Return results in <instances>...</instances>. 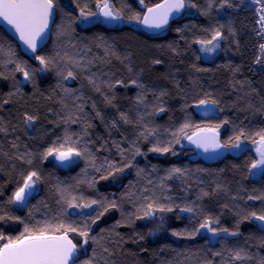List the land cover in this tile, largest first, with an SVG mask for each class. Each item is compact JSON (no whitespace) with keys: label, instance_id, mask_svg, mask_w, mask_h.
Returning <instances> with one entry per match:
<instances>
[{"label":"trees","instance_id":"obj_1","mask_svg":"<svg viewBox=\"0 0 264 264\" xmlns=\"http://www.w3.org/2000/svg\"><path fill=\"white\" fill-rule=\"evenodd\" d=\"M162 1L108 4L134 24ZM184 1L179 19L149 35L140 22L110 28L99 15L81 17V7L99 13L97 0H58L50 40L33 55L0 28V244L26 227L62 223L77 229L67 232L77 264H264V222L251 215L264 214V170L251 167L264 129L259 4ZM217 31L211 44L197 42ZM203 129L219 133L225 157H198L187 138ZM240 131L242 149L233 153L229 141ZM61 145L72 149L68 167L45 155ZM32 172L33 194L10 202ZM92 200L89 211L70 213V204ZM100 203L115 206L92 223Z\"/></svg>","mask_w":264,"mask_h":264},{"label":"snow or ice","instance_id":"obj_2","mask_svg":"<svg viewBox=\"0 0 264 264\" xmlns=\"http://www.w3.org/2000/svg\"><path fill=\"white\" fill-rule=\"evenodd\" d=\"M254 4H259L260 7L258 11L261 13L258 17V23L261 28L264 29V0H251ZM143 4V0H140ZM194 7V5H191ZM58 7V0H0V18L11 25L15 31L19 34V39L23 41L25 45L28 46L33 52L37 49V42L41 39L43 34L48 28L49 22L53 17L54 9ZM77 7H80L77 4ZM96 7L100 9V13L85 12L84 8H80V16L85 20L89 16H97L102 14L104 17L110 20H121L123 17L119 12H114L108 4V0H104L103 4L97 0ZM185 7L184 0H164V3L157 4L156 7L147 8L148 15L139 16L136 15L133 18L137 22H141L148 27L160 28L168 22V18L173 11L178 12L180 9ZM220 33L217 31L211 40L208 41H197L201 43L202 46L211 44L213 40L217 39ZM218 45H213V49H208L204 47L205 51L214 50ZM261 52L264 53V44L260 46ZM37 59L40 60L41 64L45 63L43 57L38 56ZM259 62V61H257ZM23 71V69H20ZM71 75V73H69ZM25 79L28 78V73H24ZM207 101H200V105H207ZM214 103V101H213ZM163 111V109H161ZM31 120V117L28 118ZM189 127L185 124L184 128ZM217 128L219 126H216ZM180 131H183L181 129ZM204 133H211L210 135H201V132H195L189 139L197 145V147L203 148L208 151L210 148L216 150L220 147H226L228 145H221L218 140V133L215 129H203ZM175 135V134H174ZM244 135L243 131H240L238 135L232 137V141H229L231 147L236 149H242L240 143V137ZM256 136L259 137L255 140V143L259 146L256 148L257 153H259L260 159L254 161L251 165L253 169L264 170V129L258 131ZM154 152H168V148H156L152 149ZM72 153V149H64L61 145L59 148L53 147L47 150L45 155L55 154L57 159H67ZM79 155V153H76ZM131 167V163L127 165ZM118 171H123V168L117 169ZM174 172H179L180 169H173ZM37 180L39 177L35 172L30 173L25 177L24 184L13 194V201L20 204H25L27 202V197L31 193V190L35 187V182L33 178ZM28 190V191H26ZM75 199V198H73ZM98 204V201L92 200L87 204L77 205L70 204L71 207L80 208H91L92 205ZM114 204L105 205L100 203L99 207L93 209V213H90L91 222L96 223V221L102 217L108 210V207H114ZM151 207V205L149 206ZM172 211L171 208L165 209L161 207L159 211L164 212ZM181 211H191V209H181ZM149 213H146L148 215ZM251 215L257 220L264 222V214L257 215L255 212ZM2 218V217H0ZM208 221L201 225V227H207ZM88 224L85 222L83 230H79V235L84 237V244L88 243L89 232L87 231ZM211 231V229H209ZM68 231H77L76 228L71 226H65L62 223H57L55 226L45 225L43 227L37 228L34 231H30L27 227L25 228V233L20 237L15 239L8 238L5 243L0 244V264H77L74 259V253L76 252V245L72 243L71 240L67 238ZM227 232V229H223ZM50 233H60L58 235ZM215 234V233H214ZM230 235H238V232L229 233ZM173 235H180V233L173 232ZM5 238L0 235V240ZM98 243V241H94ZM103 251H108L105 247ZM95 256V253H94ZM246 256H242L240 252L235 253V259L242 260ZM84 264H95L94 260H85Z\"/></svg>","mask_w":264,"mask_h":264},{"label":"water","instance_id":"obj_3","mask_svg":"<svg viewBox=\"0 0 264 264\" xmlns=\"http://www.w3.org/2000/svg\"><path fill=\"white\" fill-rule=\"evenodd\" d=\"M162 3H164V0L162 2H160L159 4H162ZM184 3H185V1H184ZM109 7H110V5H109ZM153 7H156V5ZM185 9H186V4H185V7L180 9L178 12L173 11L168 18V22L160 28L148 27L147 25L140 22V24H139L140 29L149 35H159V34L165 32L167 30V28L171 22L180 18L185 13ZM99 13H100V10H99ZM146 15H148L147 10L145 11L143 16H146ZM55 19H56V10L54 9L53 17L51 18V20L49 22L47 30L45 31V33L43 34L41 39L37 42V49L35 52H33L30 48H28V46L25 45L23 43V41L19 39V34L15 31V29L11 25H8L7 22L4 21L2 18H0V28H3L12 37V39H14L20 45L22 51L26 55H33V54L38 53L49 42L50 36H51V29H52V26L55 22ZM99 19L103 25L110 27V28H114V27H117L119 25V20H110V19L104 17L102 14L99 15ZM197 132H201V135H210L211 134V133H204V132H202V130L197 131ZM191 136L192 135H190L189 137H191ZM189 137L187 138V143L190 144L192 147H194L198 157H200L202 160H204L206 162H215L219 159H222L227 154V149L225 147H220V148H217L216 150H212L210 148L208 151H205L203 148L197 147V145L195 143H193L192 140L189 139ZM218 140H219V143L221 144L219 133H218ZM257 154L259 155V153H257ZM69 240H71V239H69ZM72 243H73V241H72ZM76 254H77V250L74 253V257L76 256Z\"/></svg>","mask_w":264,"mask_h":264},{"label":"rangeland","instance_id":"obj_4","mask_svg":"<svg viewBox=\"0 0 264 264\" xmlns=\"http://www.w3.org/2000/svg\"><path fill=\"white\" fill-rule=\"evenodd\" d=\"M257 6V5H256ZM259 5L257 6V11H258V9H259ZM259 12V11H258ZM259 14H261L260 12H259ZM95 21L96 20H98V18L97 17H95V19H94ZM93 20V21H94ZM89 22H91V21H89ZM88 22V23H89ZM123 24H129V25H133V26H135V27H137L138 26V23L137 22H135L134 24L133 23H130V22H124V21H121L120 22V25H123ZM262 30H264V29H262ZM209 106H205V105H202V106H200L199 107V109H198V111L200 112V113H202V114H208V113H210V108H208ZM200 131V130H199ZM258 146V145H257ZM257 148V147H256ZM239 150L240 149H231V151L233 152V153H236V152H239ZM73 155H72V153L69 155V157L67 158V159H57V161L59 162V164L60 165H62V166H64V167H68L69 165H71L72 163H73ZM260 171H262L261 169H256V172H260ZM26 191H28V190H26ZM33 192H34V190H31V193L28 195V197H27V199L33 194ZM90 210V208H78V207H71L70 208V213H72V214H75V213H78V212H81V213H84V211H89ZM91 212V211H90Z\"/></svg>","mask_w":264,"mask_h":264},{"label":"bare ground","instance_id":"obj_5","mask_svg":"<svg viewBox=\"0 0 264 264\" xmlns=\"http://www.w3.org/2000/svg\"><path fill=\"white\" fill-rule=\"evenodd\" d=\"M179 19V18H178ZM68 238V237H67ZM70 239V238H69Z\"/></svg>","mask_w":264,"mask_h":264},{"label":"flooded vegetation","instance_id":"obj_6","mask_svg":"<svg viewBox=\"0 0 264 264\" xmlns=\"http://www.w3.org/2000/svg\"><path fill=\"white\" fill-rule=\"evenodd\" d=\"M121 22V21H120ZM120 22H119V24H120Z\"/></svg>","mask_w":264,"mask_h":264}]
</instances>
